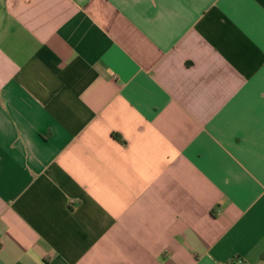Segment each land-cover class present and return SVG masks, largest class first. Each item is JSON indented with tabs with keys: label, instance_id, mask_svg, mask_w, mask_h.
<instances>
[{
	"label": "crops",
	"instance_id": "1",
	"mask_svg": "<svg viewBox=\"0 0 264 264\" xmlns=\"http://www.w3.org/2000/svg\"><path fill=\"white\" fill-rule=\"evenodd\" d=\"M264 264V0H0V264Z\"/></svg>",
	"mask_w": 264,
	"mask_h": 264
},
{
	"label": "built area",
	"instance_id": "2",
	"mask_svg": "<svg viewBox=\"0 0 264 264\" xmlns=\"http://www.w3.org/2000/svg\"><path fill=\"white\" fill-rule=\"evenodd\" d=\"M236 264H245L243 261H237Z\"/></svg>",
	"mask_w": 264,
	"mask_h": 264
}]
</instances>
